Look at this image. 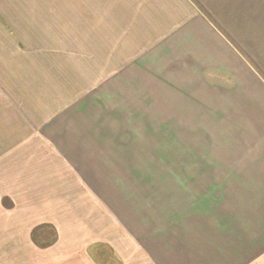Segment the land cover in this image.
I'll return each mask as SVG.
<instances>
[{
    "label": "crops",
    "instance_id": "crops-1",
    "mask_svg": "<svg viewBox=\"0 0 264 264\" xmlns=\"http://www.w3.org/2000/svg\"><path fill=\"white\" fill-rule=\"evenodd\" d=\"M45 1L0 9V264H264V0Z\"/></svg>",
    "mask_w": 264,
    "mask_h": 264
},
{
    "label": "rangeland",
    "instance_id": "rangeland-1",
    "mask_svg": "<svg viewBox=\"0 0 264 264\" xmlns=\"http://www.w3.org/2000/svg\"><path fill=\"white\" fill-rule=\"evenodd\" d=\"M68 3L65 4V7H63V9H68V10H72V4L69 3V1H67ZM92 2V1H91ZM93 4V3H92ZM2 6H4L5 8H9L10 11L12 9H15L17 10V12H21L20 16H29L31 15L30 13L27 12V10H32V12H39V11H46L48 9H51V10H60L61 9V3L60 2H52V3H48L46 2L45 0H29L28 2H23V3H20V2H16L15 4L11 3H0V9H2ZM86 6L88 7V4H86ZM92 8V7H91ZM85 10V8H84ZM89 10V8H88ZM34 13H32V17H33ZM49 19L45 18V19H34L32 18V22H41L39 25H43V28H45V30L49 27ZM53 22V25H55L54 21L55 22H60V19L58 20H51ZM101 47H103V45H101ZM71 58L73 57H76L77 58V55H76V52H71ZM127 56V57H130V58H135L133 57L134 55V52H131V51H123V50H109V49H101L97 52H92V51H86L85 52V64H84V77H85V80H89L91 81V79L93 80H96L97 78L101 77V80H103L106 76L109 75V67H102L100 66V62L101 61H104V60H108V59H111L113 58V56ZM100 59V62L99 60ZM95 61V62H94ZM95 65V66H93ZM119 65L120 63L118 62L117 64V68L115 69H119ZM80 73H81V76L82 75V71L80 70ZM86 86H90V85H93L89 82H86L85 83ZM103 118V116H102ZM200 134V131L197 132V134H194V135H197L199 136ZM199 182V180H198ZM195 186V184H194ZM197 186H200V184H198ZM198 196L197 194L194 196L196 197ZM21 261L23 263L20 262V264H25V263H28V262H25V259H21ZM9 262H11V260H6V264H8ZM29 262H31L32 264V258L29 259Z\"/></svg>",
    "mask_w": 264,
    "mask_h": 264
}]
</instances>
